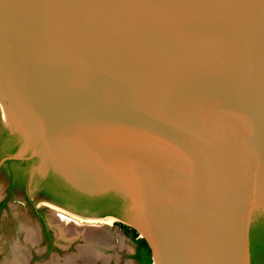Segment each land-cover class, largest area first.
Masks as SVG:
<instances>
[{"label":"water","instance_id":"95a60500","mask_svg":"<svg viewBox=\"0 0 264 264\" xmlns=\"http://www.w3.org/2000/svg\"><path fill=\"white\" fill-rule=\"evenodd\" d=\"M0 126V166L117 195L150 264H249L264 0H0Z\"/></svg>","mask_w":264,"mask_h":264},{"label":"rangeland","instance_id":"374dc122","mask_svg":"<svg viewBox=\"0 0 264 264\" xmlns=\"http://www.w3.org/2000/svg\"><path fill=\"white\" fill-rule=\"evenodd\" d=\"M37 175V174H36ZM38 176V175H37ZM5 192V179L0 174V199L3 197ZM29 200L33 203V211H41L44 215L48 234L51 237V249H46V242L43 239L42 227L36 218L32 215V210L27 207L19 198L15 196L10 198L6 205L0 210V246L4 245L5 232L3 229L4 222L12 223L20 218L30 221V225L35 229L37 234L36 246L28 245L27 249L29 251V256L26 264H52L57 261V264H133L128 258V254L132 252V243L126 235L121 234L117 223L121 222L117 218H112L109 225L103 228V234L105 235V244L99 243V251L103 250L102 255L105 256L103 259L101 256L88 257L87 253H83V249L87 246V242L82 235L74 236L69 238V235L64 234L65 237L61 235V228L64 224L68 225V218H74V221L78 222L80 225L92 224L91 229H96L97 224L101 223L98 221L90 222L87 218H82V216L75 215L68 210L55 209L51 204L40 200L39 198L33 196L29 193ZM53 210H52V209ZM59 208V207H58ZM62 211V212H61ZM16 212L18 214L15 217L13 214ZM55 212V213H53ZM63 213V214H62ZM63 217L61 222L60 216ZM68 216V217H64ZM66 218V219H65ZM65 219V220H64ZM64 222V223H63ZM67 223V224H66ZM96 224V226H95ZM129 227L133 228L131 225ZM66 230V227H64ZM90 230V229H88ZM135 230V229H134ZM140 233L139 230H137ZM47 232V231H46ZM79 245V246H78ZM96 246V244H93ZM92 246V247H93ZM95 247V250H98ZM90 248V247H89ZM31 249V250H30ZM6 252L0 251V262L4 260ZM4 257V258H3Z\"/></svg>","mask_w":264,"mask_h":264},{"label":"trees","instance_id":"16d2710c","mask_svg":"<svg viewBox=\"0 0 264 264\" xmlns=\"http://www.w3.org/2000/svg\"><path fill=\"white\" fill-rule=\"evenodd\" d=\"M18 147L16 136L8 135L0 126V157L14 153ZM36 163V158L31 160H5L0 169L9 170L10 177H23L25 170ZM11 178V179H12ZM15 179V178H14ZM36 179L34 183H36ZM12 184L10 185V188ZM39 192L49 196L60 203H68L77 208H86L98 211V215H113L126 221L130 214L117 195L102 194L87 196L68 188L57 176L48 172L40 181ZM38 211V210H36ZM124 235L135 245L134 253L130 255L136 264H150V250L142 237L124 222L117 223ZM249 264H264V218H255L250 221L248 228Z\"/></svg>","mask_w":264,"mask_h":264},{"label":"bare ground","instance_id":"6f19581e","mask_svg":"<svg viewBox=\"0 0 264 264\" xmlns=\"http://www.w3.org/2000/svg\"><path fill=\"white\" fill-rule=\"evenodd\" d=\"M53 207L59 211L62 210L56 206H53ZM13 215L15 217L17 216L18 218V214L16 212ZM64 217H68V216L64 215ZM112 218L113 217H110V216H106L103 218H90V217L87 218V220H89L90 222H93V221L101 222L97 224L98 228L91 229L90 226H93V223L87 224L85 226L80 225L78 222L74 221V218L71 217V218H68L67 226L64 224L63 228L60 227L61 229L60 232L63 237H65L64 234H67L69 235V238L82 235L87 242V246L85 247V249H83V253H87V256L89 258L91 256L96 257V256H93L94 254L97 256L99 255L104 259L105 256L102 255L103 250L101 249V251H99L100 249L98 247V244L99 243L105 244L106 241L104 239L105 235L103 234V228L111 223ZM60 219L62 222L63 217L60 216ZM28 222L30 223V221H26L25 219H22V218L15 220L12 223L4 222L3 229L5 232V240H4V245L0 246V251L4 250L6 252V256H4L5 258L3 257L4 260L0 262V264H26L27 263L28 256H29V251L27 249V246L28 245L36 246V242H37V234L34 229L35 227L33 228L31 226L32 224L30 225ZM64 227H66V230H64ZM139 231H140L139 234L142 235L141 230ZM93 244H96V246L98 247V250H95L96 246H93ZM52 264H57V261Z\"/></svg>","mask_w":264,"mask_h":264},{"label":"flooded vegetation","instance_id":"af4514ba","mask_svg":"<svg viewBox=\"0 0 264 264\" xmlns=\"http://www.w3.org/2000/svg\"><path fill=\"white\" fill-rule=\"evenodd\" d=\"M31 166L30 165L24 172V176L21 177H10L9 175V170H5V169H0V174L3 176V178L5 179V192L3 197L0 199V210L6 205V202L15 196H19V198H21L22 202L27 206L30 207V209L32 210V215L36 218V220L39 222V224L42 227V231H43V239L46 242V249L50 250L51 249V237L48 234V230H47V225H46V221L44 218V215L41 211H33V203L31 200H29V193H31L33 196L39 198L40 200H43L45 202H51L53 204H56L60 207H63L64 209L68 210L69 212L75 214V215H79L82 216V218H91V217H106V216H110V217H114L119 219L118 217H115L113 215H98L97 212L98 211H90L89 208H77L74 207L68 203H60L58 201H56L55 199L46 196V195H42L39 192V188H40V181L46 176L44 177H39L37 176L35 173H31ZM12 178V179H11ZM15 178V179H14ZM35 179L37 180L36 183H34ZM12 184V187L10 188V185ZM121 221V219H119ZM120 229V228H119ZM121 230V229H120ZM47 231V232H46ZM121 233H123L121 231ZM124 235V234H123ZM132 243V252L130 254H128V256L132 255L134 253V248L135 245L134 243L131 241ZM134 264H136V262L134 261V259H132L131 257H129Z\"/></svg>","mask_w":264,"mask_h":264},{"label":"crops","instance_id":"0c3cea01","mask_svg":"<svg viewBox=\"0 0 264 264\" xmlns=\"http://www.w3.org/2000/svg\"><path fill=\"white\" fill-rule=\"evenodd\" d=\"M130 253H131V252H130ZM130 253H129V254H130ZM128 258H129V256H128ZM129 260H131V259L129 258ZM131 261H132V260H131ZM132 262H133V261H132ZM133 264H134V262H133Z\"/></svg>","mask_w":264,"mask_h":264}]
</instances>
